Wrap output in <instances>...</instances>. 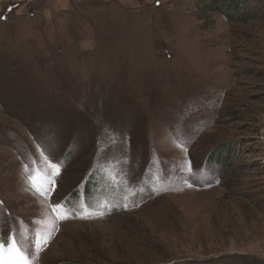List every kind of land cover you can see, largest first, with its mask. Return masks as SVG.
<instances>
[{
  "label": "rangeland",
  "instance_id": "374dc122",
  "mask_svg": "<svg viewBox=\"0 0 264 264\" xmlns=\"http://www.w3.org/2000/svg\"><path fill=\"white\" fill-rule=\"evenodd\" d=\"M209 3L0 0V236L30 264H264V9Z\"/></svg>",
  "mask_w": 264,
  "mask_h": 264
},
{
  "label": "snow or ice",
  "instance_id": "6c2138e0",
  "mask_svg": "<svg viewBox=\"0 0 264 264\" xmlns=\"http://www.w3.org/2000/svg\"><path fill=\"white\" fill-rule=\"evenodd\" d=\"M47 159V158H45ZM29 168L28 165L25 166ZM47 167L51 171H41L39 169H30L28 180L31 188L40 195L47 196L49 193V185L54 183L53 177L59 175L60 167L57 164L47 163ZM61 206L59 204L53 207V212L57 213L59 219H66V213L57 211ZM26 237L23 231L16 230L15 234L0 236V264H30L28 256L25 255L20 241Z\"/></svg>",
  "mask_w": 264,
  "mask_h": 264
},
{
  "label": "trees",
  "instance_id": "16d2710c",
  "mask_svg": "<svg viewBox=\"0 0 264 264\" xmlns=\"http://www.w3.org/2000/svg\"><path fill=\"white\" fill-rule=\"evenodd\" d=\"M211 3L207 4V5H203V4H198L199 7V13L201 11V18H204L206 16H212V14L214 12H219V11H223L224 16L226 17V19H243V17L241 15H251L254 14L255 12L260 11V9H264V3L261 6H253L251 5L247 0H221V3L223 4V7L221 6L220 0L218 1H213L210 0ZM224 8V9H223ZM222 9V10H221ZM229 12V13H228ZM232 15V16H231ZM96 178V177H95ZM89 180L86 181L85 185H83L82 189H81V193L83 196H87L91 197L92 195L96 194V191L98 190L97 186V180H94V178H88ZM256 260H245L244 263L242 264H254Z\"/></svg>",
  "mask_w": 264,
  "mask_h": 264
},
{
  "label": "built area",
  "instance_id": "2783aa9c",
  "mask_svg": "<svg viewBox=\"0 0 264 264\" xmlns=\"http://www.w3.org/2000/svg\"><path fill=\"white\" fill-rule=\"evenodd\" d=\"M33 2H35V0H17V1L15 0V3H18V4H21V3H22V4H24L25 6L28 5V4L30 5V4H32Z\"/></svg>",
  "mask_w": 264,
  "mask_h": 264
},
{
  "label": "water",
  "instance_id": "95a60500",
  "mask_svg": "<svg viewBox=\"0 0 264 264\" xmlns=\"http://www.w3.org/2000/svg\"><path fill=\"white\" fill-rule=\"evenodd\" d=\"M263 151H264V145H263Z\"/></svg>",
  "mask_w": 264,
  "mask_h": 264
}]
</instances>
